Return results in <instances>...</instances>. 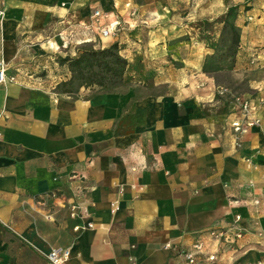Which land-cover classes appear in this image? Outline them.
<instances>
[{
    "label": "crops",
    "instance_id": "0c3cea01",
    "mask_svg": "<svg viewBox=\"0 0 264 264\" xmlns=\"http://www.w3.org/2000/svg\"><path fill=\"white\" fill-rule=\"evenodd\" d=\"M3 1L10 66L34 40L67 39L74 55L115 17L139 26L100 37L127 62L125 92L61 94L22 74L0 87V264H44L51 249H68L66 264H177L236 215L243 234L218 264L246 252L264 264V109L236 146L200 51L189 58L188 0ZM249 54L264 68V51Z\"/></svg>",
    "mask_w": 264,
    "mask_h": 264
},
{
    "label": "rangeland",
    "instance_id": "374dc122",
    "mask_svg": "<svg viewBox=\"0 0 264 264\" xmlns=\"http://www.w3.org/2000/svg\"><path fill=\"white\" fill-rule=\"evenodd\" d=\"M188 2L189 58L194 51H200L201 59L198 69L202 78L209 79L213 84V102L220 104V107L224 109L223 117L227 118L233 115V112H237L243 100L255 97L264 98V68L256 66L255 56L249 54L250 51H264V0H188ZM230 9H232L231 12H229ZM136 25L139 26V23ZM236 36L238 44L234 45L233 40ZM50 40L55 41L53 38ZM30 43L33 44L31 49L34 55L25 56L15 66L7 65V75L9 78H14L13 74H22L24 78L33 82L54 88L70 78L67 66L59 64L61 58H75L82 50L106 48H101L104 45L99 35L93 43L76 45L74 49L77 51L74 55H72L73 51L65 49V47H70L67 39H64L60 45L56 43V49H48V44L43 46L41 39ZM231 45L233 46L230 49ZM26 48L28 46H23V50ZM35 48L40 49L35 51ZM76 84L77 82H74L66 88H75ZM79 90H82V93L87 91L86 88ZM127 90L128 84L123 77L121 84L116 85L112 92H103L98 87L88 89L90 93H122ZM145 91L148 93L150 88ZM229 225L230 222L221 227L225 229ZM208 244L209 248L214 246L215 249L209 252L216 256L213 264H218L220 260L219 250L226 249L230 251L231 256L237 249L234 243L226 245L222 242L209 241ZM202 259H204L203 264H206V258L201 257L199 261ZM228 262V264H257L250 259L249 252L242 256L231 257ZM260 262L258 261V264H262Z\"/></svg>",
    "mask_w": 264,
    "mask_h": 264
},
{
    "label": "built area",
    "instance_id": "2783aa9c",
    "mask_svg": "<svg viewBox=\"0 0 264 264\" xmlns=\"http://www.w3.org/2000/svg\"><path fill=\"white\" fill-rule=\"evenodd\" d=\"M5 16V3L0 0V21ZM102 17L99 10H95L92 13L91 20L92 25L98 24V19ZM135 14L130 13V18L134 19ZM137 21H134L133 25L127 22L119 20L115 17L114 20L109 22L104 28L99 29V36L101 38H107L112 34L116 33L123 25H126L128 29L135 28ZM7 65L2 59H0V87L3 86L8 79L6 75ZM264 108V98L255 97L253 99L243 100L238 106L237 112H235L228 123V128L235 138L236 146H240L242 138L248 134L250 129L256 127L260 123V112ZM2 135L0 133V140ZM147 169V166H142L141 170ZM132 172H136L137 169H131ZM233 198L229 200V206L236 204ZM255 205L258 201L253 202ZM72 218H76V207H71ZM241 217L239 215L234 216L230 221V225L224 229V227H212L206 234L209 241L224 243L226 245L235 244L238 239L241 238L243 228L240 226ZM91 227V225H88ZM204 239H196L192 245L182 251H178L179 262L177 264H198L201 257L206 258V264H213L216 260V256L213 253H206L207 245ZM223 244V245H224ZM70 258V251L68 249H51L44 255V264H66Z\"/></svg>",
    "mask_w": 264,
    "mask_h": 264
},
{
    "label": "trees",
    "instance_id": "16d2710c",
    "mask_svg": "<svg viewBox=\"0 0 264 264\" xmlns=\"http://www.w3.org/2000/svg\"><path fill=\"white\" fill-rule=\"evenodd\" d=\"M231 11L232 9L229 10V12ZM231 27L234 30L233 25ZM233 41L234 45H237L238 37L236 36ZM232 46L229 48L231 49ZM59 64L67 66L70 78L68 81L58 84L55 91L67 95L76 94L80 88L95 87L103 92H112L116 85L121 84L127 67V62L119 55L116 44L101 50H82L75 58H61ZM74 82H77L75 88H66Z\"/></svg>",
    "mask_w": 264,
    "mask_h": 264
}]
</instances>
